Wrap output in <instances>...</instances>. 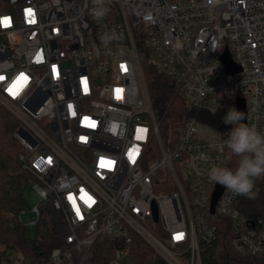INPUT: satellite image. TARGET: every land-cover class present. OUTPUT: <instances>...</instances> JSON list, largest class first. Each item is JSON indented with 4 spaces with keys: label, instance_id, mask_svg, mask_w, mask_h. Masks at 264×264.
<instances>
[{
    "label": "built area",
    "instance_id": "built-area-1",
    "mask_svg": "<svg viewBox=\"0 0 264 264\" xmlns=\"http://www.w3.org/2000/svg\"><path fill=\"white\" fill-rule=\"evenodd\" d=\"M103 6L97 18L93 0H0V103L18 122L12 136L34 178V214L51 197L68 231L47 263L75 264L74 252L107 236L125 245L139 237L168 264H185L182 256L200 264L198 243L214 241L222 219L235 252L264 257V177L254 188L261 213L249 218L243 196L225 187L211 209L216 182L207 174L237 167L223 118L239 99L245 124L264 133V0ZM112 32L118 38L102 42ZM225 50L239 72L225 71ZM147 68L183 102L166 142ZM0 252V264H28Z\"/></svg>",
    "mask_w": 264,
    "mask_h": 264
},
{
    "label": "trees",
    "instance_id": "trees-1",
    "mask_svg": "<svg viewBox=\"0 0 264 264\" xmlns=\"http://www.w3.org/2000/svg\"><path fill=\"white\" fill-rule=\"evenodd\" d=\"M168 82L147 68V90L163 142L178 126L183 113V102L179 96L174 97ZM17 126L14 116L0 106V248L20 255L28 264H48L50 253L65 246L68 231L63 216L54 210L51 197H48L38 207L35 236L29 238L26 235L19 215L29 208L23 193L28 184L34 183V178L18 159L22 149L12 136ZM151 149L155 151V145L152 144ZM242 199V214L252 218L261 213L255 212L258 195L255 199L246 196ZM217 226L214 241L198 243L200 264H264L263 256L238 253L232 249V230L227 220L218 221ZM119 251L124 255L117 258ZM72 260L75 264H168L139 237H133L131 243L125 245L107 236H99L87 250L74 252Z\"/></svg>",
    "mask_w": 264,
    "mask_h": 264
},
{
    "label": "clouds",
    "instance_id": "clouds-1",
    "mask_svg": "<svg viewBox=\"0 0 264 264\" xmlns=\"http://www.w3.org/2000/svg\"><path fill=\"white\" fill-rule=\"evenodd\" d=\"M93 3L95 4L93 14L97 18H102L107 12L103 6L104 0H93ZM117 38L116 33L112 32L105 33L101 40L107 44ZM244 119L245 114L235 107L229 108L223 118L224 124L231 125L226 147L233 155L240 157L235 170L213 165L207 174L212 181L224 186L234 195L255 199L257 195L254 191L255 181L264 177V133L255 126L241 123Z\"/></svg>",
    "mask_w": 264,
    "mask_h": 264
},
{
    "label": "rangeland",
    "instance_id": "rangeland-1",
    "mask_svg": "<svg viewBox=\"0 0 264 264\" xmlns=\"http://www.w3.org/2000/svg\"><path fill=\"white\" fill-rule=\"evenodd\" d=\"M0 106L7 109L1 103H0ZM23 196H24L25 203L29 208H26L20 213L19 220L21 221L22 225L25 226V232H26L27 237L32 238L36 234L35 222L37 220V217L34 214L33 209H32L35 204V199H36V194L33 189V184L30 183L26 186ZM181 259L185 264H187L186 256H182ZM195 264H199L198 260L195 261Z\"/></svg>",
    "mask_w": 264,
    "mask_h": 264
},
{
    "label": "water",
    "instance_id": "water-1",
    "mask_svg": "<svg viewBox=\"0 0 264 264\" xmlns=\"http://www.w3.org/2000/svg\"><path fill=\"white\" fill-rule=\"evenodd\" d=\"M221 63L225 69V71L229 74H234L239 72V69L237 66H235L229 57L228 52L225 50L222 58H221ZM237 110L242 111L245 114V108H244V101L243 100H238L237 101ZM241 123L245 124V119L243 121H241ZM224 189V186L216 183L215 185V189L213 191L212 197H211V209L213 210L214 205L216 204L217 200L219 199L222 191ZM153 220L156 222L157 221V213H156V209L154 208V212H153Z\"/></svg>",
    "mask_w": 264,
    "mask_h": 264
},
{
    "label": "snow or ice",
    "instance_id": "snow-or-ice-1",
    "mask_svg": "<svg viewBox=\"0 0 264 264\" xmlns=\"http://www.w3.org/2000/svg\"><path fill=\"white\" fill-rule=\"evenodd\" d=\"M29 15H32L31 10H29ZM5 22H6V18H5ZM22 78L26 79V77H23V76H22ZM10 91H11V89H10ZM13 94L15 95V93H13ZM77 213L79 214V210L78 209H77ZM182 238H183V234L182 233L181 234H177L176 237H175V239H177V240L182 239Z\"/></svg>",
    "mask_w": 264,
    "mask_h": 264
}]
</instances>
